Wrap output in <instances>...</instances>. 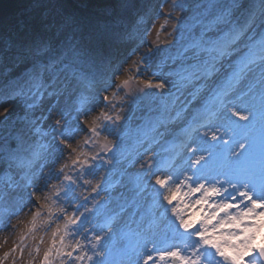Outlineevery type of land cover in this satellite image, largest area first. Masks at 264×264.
I'll list each match as a JSON object with an SVG mask.
<instances>
[{"label": "snow or ice", "instance_id": "snow-or-ice-1", "mask_svg": "<svg viewBox=\"0 0 264 264\" xmlns=\"http://www.w3.org/2000/svg\"><path fill=\"white\" fill-rule=\"evenodd\" d=\"M52 7L59 10L65 6ZM120 7L123 6L112 7L114 16L118 15ZM231 7H240L239 0H233ZM62 19L63 23L58 24L55 19L49 21L47 17L42 16L36 23L49 29L62 28L69 21L77 23L72 17ZM218 21L228 24L227 14L219 17ZM257 22L264 25V0H260L259 16L257 12L252 11L243 25L233 26L216 41L205 42L210 45V50L216 53L212 60H220L238 51L237 42L246 32L254 31ZM21 23L23 25V22ZM76 30H80L78 23ZM83 38L100 42L107 39V33L89 29ZM248 41L249 43L245 44L247 51L240 57L236 70L217 93L222 109V124L219 127H223L224 132L217 135V127L216 131H205L203 134L217 143H208L199 152L193 148L195 158L179 175L175 172H162L159 168L147 174L148 179H154L155 186H158L153 188L154 203L163 210L160 215L167 218L170 232L167 239L171 244L166 251L159 253L161 261L169 259L173 264H264V240L257 243L258 237L264 232V31L260 32L259 39H256L255 35L248 36ZM26 59L27 57L21 54L14 63H21ZM253 66L259 68V89L254 90L255 86H251L246 92L237 91L236 84L246 72L253 71ZM214 69L215 64H212L211 68H205V73L210 75ZM35 73H38L37 57H33V73L29 75ZM191 75L196 78L195 72ZM131 80V76L121 78L119 88H128ZM112 86L108 84V87ZM145 87L162 89L165 85L147 82ZM233 94L234 99L230 98ZM116 96V92L111 96L104 95L103 101L108 102L106 106L115 108L116 105L112 101ZM77 112L78 115L72 119L78 123L69 122L63 115L55 121L57 127L54 129L50 151L54 157L52 165L56 175L50 173L43 178V183L39 178L30 183L27 199L22 200L16 210L5 219L0 220V231L15 227L12 224L13 218L24 224L19 236L20 243L0 256V264L10 257L13 264H16L17 253L23 264L24 241L29 237L34 241L39 240L40 244L45 246L42 256L39 246L35 248V255L29 252L28 264H85V261L88 264H109L106 247H101L102 236H92L94 242L90 244L91 254L86 245L76 238L84 232V222L83 213L79 211L80 205L73 197V186L78 185L80 180L90 183L87 177L95 174V165H88L89 171L77 172L75 177L65 174V168L80 166L83 169L87 164V160L82 159L87 154L79 150V144L74 146V137L84 130L81 125L86 126L94 138L100 135L101 121L113 118L105 112L91 118L88 111L77 109ZM79 116L84 117L83 121H79ZM120 119L119 115L115 117V121ZM102 131L110 132V129L105 126ZM88 142L89 137L85 136L82 143ZM108 143L111 142H106L105 147ZM213 149L222 153L223 164L220 167L209 163L215 155ZM65 151L70 154L72 164L64 163L62 167L55 168ZM56 153L60 156H56ZM204 153H207V157ZM8 155L11 156L12 153L9 152ZM91 159L96 160L97 156H92ZM148 167L151 169L152 166ZM60 177H63L62 181ZM53 179L60 183H52ZM65 202L67 207L64 206ZM73 203L75 209L71 208ZM25 214L30 217L27 222L20 220ZM57 220L62 222L56 223L47 242L45 237L37 235L39 229L50 227ZM83 238L87 239V235ZM150 242L153 247L147 249L148 253L155 250V242ZM149 261L155 264L150 254L143 258V264H149ZM133 264L139 262L133 261Z\"/></svg>", "mask_w": 264, "mask_h": 264}, {"label": "rangeland", "instance_id": "rangeland-1", "mask_svg": "<svg viewBox=\"0 0 264 264\" xmlns=\"http://www.w3.org/2000/svg\"><path fill=\"white\" fill-rule=\"evenodd\" d=\"M43 2L47 5V9L49 10V14L47 16L48 20L51 21L52 19H55L58 24L62 23V17L67 14L69 8L68 2L66 0H43ZM53 5H64L65 7L58 10L57 8L52 7ZM162 10L165 16L159 18L150 26V30L146 34L147 41L141 44L137 50L130 54L127 60L125 57L121 61L120 67L115 72L116 75L113 76L111 83L113 85L112 87H107L106 91L97 92V94L96 92L89 94L86 100L81 103L82 105L80 107H75V105L72 104L71 98L73 94L69 95L67 99H65V96L53 97L51 95V97L44 98L41 101L40 108L43 112L42 115L44 116L42 128L44 127L43 129L45 130V132H43L45 135V137H43V150L40 152V156L35 161L31 169L27 170L26 178H28V180L24 178L22 180L15 179L10 182L13 184L8 186L9 188H7L6 191L7 195L5 196V199H9L7 204L10 206L5 211L4 209H1L3 207L0 206V220L5 219L11 214V212L15 211L22 200L27 199V193L30 191L28 185L30 183H33L38 178L40 182L43 183V178L47 177L50 173L53 176L56 175L52 165V160L54 157L50 149L53 144V136L55 135L54 129L57 127L55 121L60 119L61 115L66 117L69 122L75 124L78 123V121L73 120L72 118L78 115L77 109L88 111L89 118L92 116H98L101 112H105L107 115H110L113 118L114 122H118V126L123 125L124 121H127L128 123L125 126L129 128V131H137L140 130L142 126L144 127L148 120H151V118H153L156 113L158 114L159 111H163L158 97L154 98L152 96L153 92L145 87L147 82L155 84L162 83L165 85V89L170 90L172 87L175 88V85L177 84L174 83V79L171 74H167V70L175 71V66L173 64L169 65L167 62L164 63L165 61L162 59L163 56H167L169 54L167 51V45H170V43L173 41V17H175V15H169L172 10L170 7H165ZM52 28L53 30L57 31L56 40L61 39L64 34V27ZM263 28L264 25H259L257 22V25L254 27V35L260 33L261 29ZM204 36L207 35L204 33ZM237 43L239 44V42ZM155 45H161L162 47H159L154 51L153 47H155ZM244 49L245 48L243 47H239V50L233 52V54L230 56L223 57L222 59L215 61V63L212 62L215 64V69L212 70L210 75H200L197 80L193 81V86L184 87L180 90V95L178 98H176V101L180 104L179 106L183 105V108L180 107V116L170 121L168 125L164 123L154 130V133L158 132L159 134V136H157L155 139L157 140V143L168 141L174 135V133L181 134V131L184 129L186 123H189L193 119V114L195 111L204 103L208 101L220 102V98L217 97V93L225 86L228 78L230 77L231 70L235 66V57L239 55L240 51L243 52ZM198 55L199 54L192 55L190 58H188V61L194 59V57ZM199 56L202 55L200 54ZM186 58L187 56H184L183 61ZM173 62L174 61H171L170 63ZM202 62L205 69L208 63L206 64V61ZM129 76L132 77V80L130 81L128 88L120 89V79L127 78ZM258 78L259 68L254 67L253 71L246 72L242 76L238 86L236 87V90L246 92L251 86H255L254 90H258ZM113 92L117 93V96L112 101V103L116 105L115 108L106 106L108 105V102L103 101L104 95L111 96ZM230 98L234 99V94ZM224 99L227 100L228 98ZM18 107V103L14 100H10L7 103H0V115H3L6 110L9 111L10 109L17 111L19 109ZM133 107L134 110H132ZM117 115L121 117L119 121H115V117ZM83 119V116H79V121H83ZM221 124L222 119L220 114L216 117L215 121L209 123L203 128L196 130L186 143L187 145L185 144V148L179 154L177 165H175L168 172H175L177 175H179L183 170L189 167L192 159L195 158L192 152L193 148H196L197 152H199V150L203 146H206V144L217 143L204 137L203 134L205 131L209 133L216 131L217 127H219ZM105 126L110 127V120L104 122L101 121L100 135L93 138L91 137V133L87 131L86 126L81 125L84 130L80 132L79 135L74 137V146L79 144V150L87 154L86 156L82 157V159L87 160V164L84 165V167H88V165H95V174L89 175L87 177L90 183H84L83 180H80L78 185L73 186L75 188L73 197L74 200L80 205L79 210L84 205L87 209H94L98 206L101 207L102 210H107L105 212L106 214L108 211L116 207L124 206V215L133 212L135 214L134 216L139 218L138 215L141 213L145 218L146 209L149 208L155 210V215H159V223L157 226L151 228V230H146L144 233H133L134 235L132 234L131 236L124 232H133L136 230V228L130 230V227L124 226L123 220L125 217H123L122 220V216H120L119 219L116 220L114 226H111L108 229H103L96 226L97 223H95V220L104 214H99L97 212L90 217V214L88 215L86 209L85 217H83L84 232L78 235L76 238L80 239L81 243L86 245L87 250H89V254H91L90 244L94 242L92 241V236L99 235L103 237V240L101 241V247H106L108 252L107 258H112L114 255L119 254L121 250H128L130 252V250L133 249L137 252V258L133 259V261H138L139 264H143V258H146L148 254L153 256L155 264H171L172 261L169 259L161 261L159 259V253H148L147 251V249L150 248L152 244L150 241L162 239L165 234L170 233L167 226V218L160 215L163 210L154 203L153 188L156 187L154 179L149 180L147 175L152 169V167L150 169L148 166H153V161L156 158V150L155 148L141 146L139 155L132 156L129 159V162H123L122 160H109L105 163V165H101L104 163L102 152L107 151L105 147L106 142H113V140L111 141L110 137H107L108 133L102 131L103 127ZM165 127H167L169 130L164 131ZM110 128L112 129V127ZM120 130L123 129L121 128ZM35 131L37 130L35 129ZM38 131H40V129ZM223 132L224 128L219 127L217 135H220ZM117 133L116 136H118ZM85 136L89 137L88 145L82 143ZM124 136L125 135L119 136V138ZM124 139L122 140L123 145H125L128 141ZM2 144L3 143H1L0 146ZM109 144L110 143H108L107 146ZM119 151L123 152L124 150L120 149ZM132 151L135 152L134 150ZM136 151L138 152L139 150ZM212 151L215 155L213 159L209 161V163L216 167L217 159L219 157V153L221 152L217 151L216 149H213ZM55 155L60 156L59 153H56ZM204 155L207 157V153H204ZM92 156H97V159L92 160ZM120 157L122 158V154ZM64 163L69 165L72 164L71 156L67 151H65L64 155L60 158L59 163L55 165V168L62 167ZM201 163H203V161ZM80 171H82L80 166H77L76 168H65V174L71 175L73 177H75L76 173ZM141 176L144 177L142 182H133L135 177L140 178ZM106 177L107 179H105ZM114 179H118L119 181L115 186L111 187L108 192L105 193L107 189H99L101 183ZM62 180L63 177H60V181ZM60 181L53 179L52 183H60ZM64 183H67V181H64ZM92 194L96 195V197L93 198V196L92 199H90L89 197ZM85 197L87 199L89 198L90 200L88 199L87 202L86 199L85 201ZM193 199H195V197H193ZM64 206H68L66 202ZM71 208L75 209V203L71 205ZM44 216H47L46 212L44 213ZM170 216L171 214L169 212L168 217ZM29 218L30 217L25 214L21 216L20 220L27 222ZM91 218H93V222H90ZM53 220H55V217H53ZM61 222L62 221L57 220L55 223H52L50 227L44 226L38 230L37 235L45 237V241L47 242V238L50 235L51 230L56 227V223ZM12 224L15 227L9 230L0 231V256L4 255L9 251V249L20 243L19 236L21 230L24 228V224L20 223L15 218H13ZM138 225L139 221L137 222V226ZM262 233L258 239L262 236ZM85 235H87V239L83 238ZM38 242L39 240L34 241L30 237L25 239L23 264H28L30 251L33 253V255H35L36 246L41 248L40 255L42 256L45 245H41L40 243L38 244ZM146 242H148L147 248H145ZM15 260L16 264H22L19 253L16 254ZM109 260L111 261V259H108V261ZM133 261L128 262L127 264H133ZM3 264H13L12 258L10 257ZM85 264H88V262L85 261ZM149 264H153V261H149Z\"/></svg>", "mask_w": 264, "mask_h": 264}, {"label": "trees", "instance_id": "trees-1", "mask_svg": "<svg viewBox=\"0 0 264 264\" xmlns=\"http://www.w3.org/2000/svg\"><path fill=\"white\" fill-rule=\"evenodd\" d=\"M66 1L69 8L64 17H72L80 25V30H76L77 23L69 21L64 26L63 37L56 40V30L36 23L49 14L43 0H0V103L14 99L19 106L17 111L10 109L0 115V144L3 143L0 146V165L8 168L20 164L34 146L35 127L41 124L44 117L36 100L62 88L76 90L80 99L83 96V83L90 80L102 85L107 83L123 54L128 53V45L138 44L137 33L143 32L144 38H147L145 36L150 26L159 19L162 5L177 12L180 20L177 27H173L176 40L170 43L171 46L167 45V56L180 50L183 41L187 46L195 41L188 35L187 29L181 31L183 27H180L182 22L191 21L193 16L202 18L201 23L210 28L221 26L229 31L233 26L239 27L250 12L259 14L260 8V0H239L238 8L231 7L233 0ZM114 5L123 6L119 8L117 16L112 13ZM225 14L228 24L218 21ZM89 29L106 32L107 39L100 42L84 39ZM189 31L192 34V29ZM159 47L162 46L155 45L154 51ZM21 54L27 59L14 63ZM213 56L208 53L206 58L211 62ZM33 57L38 58V73L29 75L33 73ZM196 71L204 73L201 68H196ZM188 81L190 78L183 81L181 86ZM148 89L153 92L154 98L158 97L163 109L159 111L161 114L174 113L178 106L176 98L180 93L168 92L165 88ZM31 103L34 104L29 107ZM10 141L15 142L13 149L9 146Z\"/></svg>", "mask_w": 264, "mask_h": 264}]
</instances>
